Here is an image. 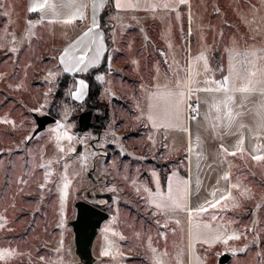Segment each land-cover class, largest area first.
Listing matches in <instances>:
<instances>
[{
    "label": "rangeland",
    "instance_id": "374dc122",
    "mask_svg": "<svg viewBox=\"0 0 264 264\" xmlns=\"http://www.w3.org/2000/svg\"><path fill=\"white\" fill-rule=\"evenodd\" d=\"M6 10L0 6V264L190 262L186 218L162 228L155 218L165 220V209L155 216L148 200L151 166L143 168L147 186L139 178L135 134L142 129L122 91L129 78L119 68L98 71L101 92L86 102L88 82L59 67L62 46L38 35L28 14ZM62 80L67 87L55 97ZM45 116L51 119L42 124ZM238 157V185L200 215L193 264H264V166ZM82 203L105 214L97 227L88 228Z\"/></svg>",
    "mask_w": 264,
    "mask_h": 264
},
{
    "label": "crops",
    "instance_id": "0c3cea01",
    "mask_svg": "<svg viewBox=\"0 0 264 264\" xmlns=\"http://www.w3.org/2000/svg\"><path fill=\"white\" fill-rule=\"evenodd\" d=\"M0 6L28 14L38 35L54 37L63 72L83 81L106 60L107 72L97 77L119 68L129 78L122 91L142 129L135 134L136 165L152 167L144 162L152 153L179 161L166 189L158 171L148 170L155 186L148 200L165 209L168 222L186 218L193 264L201 214L238 185V156L264 166V0L251 8L241 0H0Z\"/></svg>",
    "mask_w": 264,
    "mask_h": 264
},
{
    "label": "flooded vegetation",
    "instance_id": "af4514ba",
    "mask_svg": "<svg viewBox=\"0 0 264 264\" xmlns=\"http://www.w3.org/2000/svg\"><path fill=\"white\" fill-rule=\"evenodd\" d=\"M181 22H183V21H181ZM186 26H187V24H186ZM185 26V27H186ZM162 153V152H161ZM161 153H159L158 155H161ZM128 153L126 152L125 153V159H127L128 158ZM141 161V160H140ZM137 162H139V161H137ZM145 162H149L151 165H152V167H151V170L152 169H154V170H156V172L158 173V175L161 177V182H162V187L164 188V189H166L167 188V186H166V179H167V176H168V174H169V169L171 168V166H173L174 165V161H172V159H170V158H167V159H164V160H160L159 159V157L158 156H156L155 158L154 157H148L147 158V160H145ZM153 163V164H152ZM139 164V163H138ZM135 165H136V162H135ZM136 167H137V169L140 171V170H142V171H140L139 173H140V176H139V178L142 180V178H145V177H143V176H146V174L144 173L145 171L147 172V174L149 175V176H152V173H151V171H148V170H143V167L142 166H138V165H136ZM153 170V171H154ZM142 172V173H141ZM147 177V176H146ZM147 181H149V180H147ZM125 183H126V186H127V183H128V180L126 179L125 180ZM150 187H155L153 184H150ZM124 192H127V189L124 191ZM139 194V193H138ZM140 195V194H139ZM145 198V196L142 194L141 196H140V200L138 199V201H140V202H144L143 201V199ZM145 203V202H144ZM137 204H138V202H137ZM153 210H155V216H158V213H156V211H159V210H163V209H161V208H158V207H153ZM162 213V212H161ZM163 214V213H162ZM156 219V221L157 222H159V223H161V227L162 228H164L165 226H166V222H168V221H166V220H160L159 218H155ZM168 225H170L171 223L170 222H168L167 223ZM159 229V228H158ZM173 229V228H172ZM164 238H166L165 237V235L163 236ZM189 262L187 261V264H188Z\"/></svg>",
    "mask_w": 264,
    "mask_h": 264
},
{
    "label": "trees",
    "instance_id": "16d2710c",
    "mask_svg": "<svg viewBox=\"0 0 264 264\" xmlns=\"http://www.w3.org/2000/svg\"><path fill=\"white\" fill-rule=\"evenodd\" d=\"M103 22H104V15H103ZM107 61H103L99 66L93 67L91 70H89L85 75L84 78L88 81L89 84V89H88V94L86 97V102H88L91 99H96L100 92H101V83L100 81L95 77L94 74H96L98 71H103L104 68H106L107 66ZM67 85L65 83L64 80H62L60 82V86L59 89L61 88V90L58 89L55 97L58 95H61L62 93V88H66Z\"/></svg>",
    "mask_w": 264,
    "mask_h": 264
},
{
    "label": "water",
    "instance_id": "95a60500",
    "mask_svg": "<svg viewBox=\"0 0 264 264\" xmlns=\"http://www.w3.org/2000/svg\"><path fill=\"white\" fill-rule=\"evenodd\" d=\"M90 115H91V111H87L83 113L82 117L88 118ZM50 119L51 117L45 116L40 118V122L43 124ZM80 209L87 217V219H90L88 222V228L97 227L100 224L101 218L105 216V214L99 208L89 203H82Z\"/></svg>",
    "mask_w": 264,
    "mask_h": 264
},
{
    "label": "built area",
    "instance_id": "2783aa9c",
    "mask_svg": "<svg viewBox=\"0 0 264 264\" xmlns=\"http://www.w3.org/2000/svg\"><path fill=\"white\" fill-rule=\"evenodd\" d=\"M187 109H188V113L192 112L195 110V106L194 104H191L190 101L187 104Z\"/></svg>",
    "mask_w": 264,
    "mask_h": 264
},
{
    "label": "snow or ice",
    "instance_id": "6c2138e0",
    "mask_svg": "<svg viewBox=\"0 0 264 264\" xmlns=\"http://www.w3.org/2000/svg\"><path fill=\"white\" fill-rule=\"evenodd\" d=\"M257 159H259V157H257Z\"/></svg>",
    "mask_w": 264,
    "mask_h": 264
},
{
    "label": "bare ground",
    "instance_id": "6f19581e",
    "mask_svg": "<svg viewBox=\"0 0 264 264\" xmlns=\"http://www.w3.org/2000/svg\"><path fill=\"white\" fill-rule=\"evenodd\" d=\"M96 232V231H95Z\"/></svg>",
    "mask_w": 264,
    "mask_h": 264
}]
</instances>
